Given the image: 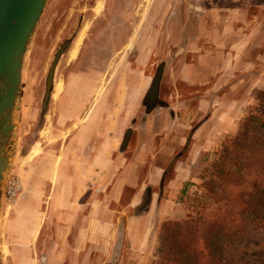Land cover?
<instances>
[{
	"label": "rangeland",
	"instance_id": "374dc122",
	"mask_svg": "<svg viewBox=\"0 0 264 264\" xmlns=\"http://www.w3.org/2000/svg\"><path fill=\"white\" fill-rule=\"evenodd\" d=\"M104 96L100 116L130 119L115 153L145 158L122 206L71 223L86 195L66 202L63 145ZM250 114L264 117V0H47L21 69L9 172L22 190L2 202L1 264H154L168 223L171 260L264 264V127Z\"/></svg>",
	"mask_w": 264,
	"mask_h": 264
},
{
	"label": "crops",
	"instance_id": "0c3cea01",
	"mask_svg": "<svg viewBox=\"0 0 264 264\" xmlns=\"http://www.w3.org/2000/svg\"><path fill=\"white\" fill-rule=\"evenodd\" d=\"M105 96L96 103L97 106L94 109L96 114H94L91 122L79 126L72 135L71 141L63 145V152H74L73 158H70L69 155H62L58 170L59 175L66 183L64 185V192L67 196L66 202L79 201L86 195L78 209L75 204H72L75 208L72 207V212L65 214V220L71 223L76 222L80 208H89L88 217L92 215L96 220L99 213L97 207L107 209V212L103 210L104 213L110 214L112 212L109 209L110 203L116 202L121 205V202L126 200L124 198L125 190L128 187L137 186L138 182L135 170L130 171L132 173L131 178L128 171L130 168L137 169L140 167L142 165L139 162L140 158H145L142 152H135L129 158L125 157L123 153H115L120 143L117 136L122 133V126H127L130 119L129 117H117V112L111 116L106 114H103L104 117L100 116L103 108L107 109V97ZM141 111L142 109L138 108L135 116H133L134 125L138 124ZM148 122L149 119L146 124ZM146 134L149 135L146 130L143 133H138L139 142L143 139L142 137H146ZM75 139H79V142H75ZM121 160H123V164L120 163ZM149 176L153 185L160 179L154 170L150 172ZM141 193L140 189L137 188L130 197H127L128 200L124 208L129 207V205H137L141 199Z\"/></svg>",
	"mask_w": 264,
	"mask_h": 264
},
{
	"label": "water",
	"instance_id": "95a60500",
	"mask_svg": "<svg viewBox=\"0 0 264 264\" xmlns=\"http://www.w3.org/2000/svg\"><path fill=\"white\" fill-rule=\"evenodd\" d=\"M46 2L47 0H0V210L14 152L13 116L23 59ZM158 79L159 73L150 88V100L157 90Z\"/></svg>",
	"mask_w": 264,
	"mask_h": 264
},
{
	"label": "trees",
	"instance_id": "16d2710c",
	"mask_svg": "<svg viewBox=\"0 0 264 264\" xmlns=\"http://www.w3.org/2000/svg\"><path fill=\"white\" fill-rule=\"evenodd\" d=\"M244 122H245L244 125H247L249 122H255L258 126L264 127V117L260 116V115L258 116V115L250 114V115H248L245 118ZM225 148H224V150H225ZM214 164H212V165H214ZM214 166L216 167V165H214ZM183 190H185V189H183ZM197 215L198 216H196L195 218L193 216L192 217L188 216L189 220H185V223H188V227L191 226L190 222H192V227L194 226L195 230H198L197 227H198V225H199V223L201 222V219H202V217L199 216V212H197ZM164 228H165L164 230L166 232V235L164 236V239L162 241V246L160 247V249H161L160 253L164 252V254L163 255L160 254V256L154 261V264H175V262L177 264H186L185 262L179 260V258L176 259V257L171 260L172 254L170 252L175 253L177 251L176 248L174 249L172 247L173 241H174L173 240V235L171 234V232L173 230L170 231L172 229V224L168 223V224L164 225ZM168 250H170V252ZM168 254L170 255L169 256L170 258H168L166 256Z\"/></svg>",
	"mask_w": 264,
	"mask_h": 264
},
{
	"label": "built area",
	"instance_id": "2783aa9c",
	"mask_svg": "<svg viewBox=\"0 0 264 264\" xmlns=\"http://www.w3.org/2000/svg\"><path fill=\"white\" fill-rule=\"evenodd\" d=\"M22 190V182L18 174L9 172L4 186V199L8 202L13 201Z\"/></svg>",
	"mask_w": 264,
	"mask_h": 264
},
{
	"label": "bare ground",
	"instance_id": "6f19581e",
	"mask_svg": "<svg viewBox=\"0 0 264 264\" xmlns=\"http://www.w3.org/2000/svg\"><path fill=\"white\" fill-rule=\"evenodd\" d=\"M80 45V44H79ZM72 52V51H71ZM61 82V81H60ZM58 84V83H57ZM56 86V85H55ZM61 90H62V85L61 84H58L57 86H56V90H55V96H58L59 94H60V92H61ZM34 152H37V149L36 150H33ZM3 197H1V205H2V202H3Z\"/></svg>",
	"mask_w": 264,
	"mask_h": 264
},
{
	"label": "flooded vegetation",
	"instance_id": "af4514ba",
	"mask_svg": "<svg viewBox=\"0 0 264 264\" xmlns=\"http://www.w3.org/2000/svg\"><path fill=\"white\" fill-rule=\"evenodd\" d=\"M150 100V99H149Z\"/></svg>",
	"mask_w": 264,
	"mask_h": 264
}]
</instances>
